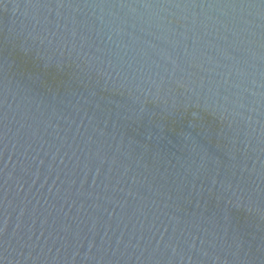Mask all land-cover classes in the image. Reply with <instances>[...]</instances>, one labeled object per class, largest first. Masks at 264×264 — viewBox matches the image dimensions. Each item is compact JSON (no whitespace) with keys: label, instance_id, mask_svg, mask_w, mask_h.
<instances>
[{"label":"water","instance_id":"water-1","mask_svg":"<svg viewBox=\"0 0 264 264\" xmlns=\"http://www.w3.org/2000/svg\"><path fill=\"white\" fill-rule=\"evenodd\" d=\"M0 264H264V0H0Z\"/></svg>","mask_w":264,"mask_h":264}]
</instances>
